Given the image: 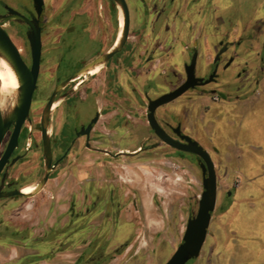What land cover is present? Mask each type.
<instances>
[{
    "label": "rangeland",
    "instance_id": "374dc122",
    "mask_svg": "<svg viewBox=\"0 0 264 264\" xmlns=\"http://www.w3.org/2000/svg\"><path fill=\"white\" fill-rule=\"evenodd\" d=\"M126 3L129 36L125 46L142 54L152 46L131 35L139 34L141 5L136 0ZM247 4V13L253 17L259 4L262 8L257 15H264V0H247ZM118 16L111 0H45L47 28L43 49H59L63 39L65 44L72 40L75 50L86 52V56L103 52L115 40ZM234 25L232 20L226 28L233 30ZM203 39L199 41L200 55L205 62L208 53ZM152 55L149 68L146 67L148 72H141L135 85L132 102L110 101L106 96L98 103L102 116L95 126L97 137L92 143L114 153L131 152L138 147L142 151L134 156L123 153L119 157L94 158L80 149L81 156L71 155L62 168L51 173L41 192L0 203V264H164L176 250L187 219L197 211L202 180L192 156H180L148 137L143 92L156 98L175 88L183 61L164 48ZM145 56L140 57V69ZM238 59L243 64L252 58L243 51ZM231 74L229 68L224 74L223 90L234 91L233 86H225L229 85ZM95 84L98 87V82ZM261 86L259 83L251 87L240 98L243 104L237 106L229 104L235 95L231 91L225 93L223 103L220 95L210 94L206 87L187 93L157 112L161 123H180L185 134L193 137L214 160L216 203L208 231L209 247L215 241L219 243L221 257L236 250L233 256L237 264H264ZM44 89L35 106L46 99L48 92ZM63 105L52 114V137L58 130ZM145 138L148 140L143 143ZM228 191L232 193L229 199L225 197ZM224 202L226 206L222 207ZM230 225L235 227L232 232L227 229ZM224 236L227 244L223 242ZM201 262L199 259L192 264Z\"/></svg>",
    "mask_w": 264,
    "mask_h": 264
},
{
    "label": "flooded vegetation",
    "instance_id": "af4514ba",
    "mask_svg": "<svg viewBox=\"0 0 264 264\" xmlns=\"http://www.w3.org/2000/svg\"><path fill=\"white\" fill-rule=\"evenodd\" d=\"M194 1L195 0H192L193 4ZM158 2L160 3L161 7L155 12L154 18L156 22L159 20L160 22H163V28L160 31L161 35L157 37L152 35L151 39L153 40L151 41L142 39L143 41L150 44L153 48L151 47L145 49L142 51V54H140L134 53L132 50H128L127 46L124 45L123 49L119 53L115 54L105 64H101V69L99 70L100 72L93 74L84 80L77 78L80 75L79 73L87 66L95 62L103 53L107 52L113 43L105 51L95 52V54L91 56H86V52L84 53L75 50V43L72 40L65 44L64 40L61 39V45H59V49L44 50V35L47 28V24L44 21L45 0H43V11L41 14H37L33 0H0V17L9 16V10H11L18 13L27 21L35 20V26L39 29V38L41 43L39 70L35 82V89L31 95L30 107L27 116L20 124L15 135V142L9 149L8 146L12 139L16 125V121L12 120L11 117L14 113V109L18 105L20 96V82H18V95L13 109L4 118L0 112V117L3 122L10 121L0 141V203L6 201H16L24 198L23 196L25 195L21 193V190L25 186L33 184L35 181H37L35 183L39 184L44 174L47 173L44 160V130L50 147V165L53 167V169H51L48 173L47 181L49 180L51 173L62 168L65 161L71 155H74L75 158L81 156L80 149H84L86 152H89L94 158H99V156L109 158L119 157L120 153L129 154L131 156L139 154L142 151V148L139 147L131 152L117 151L114 153L107 149L92 145V143H94V138L97 137V135H94L95 126L102 116V107H99L98 103L104 99L106 100V96L110 99V101H117V99H121V102L124 104H129L132 102L136 90L135 85L139 81L141 72L142 74H144V72H148L146 67L149 68L151 58L153 56L152 54L157 53L161 48H164L165 52L169 53L172 57L183 59L181 62L182 71L179 75V82L175 88L185 81L186 74L184 67L185 65L190 64L193 56L195 60V78L202 79V81H207L209 76L214 73L213 78L209 83L189 89L180 97L175 99L174 102H178V100L182 99L189 92H193L198 89H204L206 87H208L207 90L210 94L220 95L219 99L223 103H226L224 99L226 98L225 93L227 91H231L233 94H235L233 97L234 100H240L242 95L244 96L251 90V87L255 85L257 86L260 82H262L264 76V18H258L257 21L248 29H242V34H238V32L235 34L236 29H234L231 36L226 35L222 40L218 41V43L213 46V49L210 51V53H208L206 58L207 61L205 60L204 62V69L200 70L197 65L201 60L200 51L202 50V45L200 47L201 50L198 47L200 43H198L196 40L188 42L182 40L170 42L167 39L168 37L164 36L165 33H167L165 29L172 21L171 9L175 3V0H158ZM115 8L117 10L118 16V5H115ZM139 16V20H141L142 12H140ZM1 27L11 43L16 48L21 60L24 62L26 67L30 69L31 50L28 38L32 33L30 25L24 20H9ZM118 29L119 23L115 40L118 34ZM254 42L257 43L255 47L253 46ZM170 51H173L176 53V55H172ZM243 51H245V53L252 59L240 64L238 57ZM207 52L209 51L207 50ZM144 54H146V56L142 61L143 67H141V70L139 66L140 57L144 56ZM0 55L3 54L0 53ZM229 68H232L231 81L229 85L225 86H233L234 91L222 89L224 74ZM125 71L126 76L124 73ZM95 82H98V87ZM41 83L42 89L44 87V91L48 92V95L46 99L41 100L38 105L35 106L37 96L41 94ZM123 83L127 87V91H125V93L123 92ZM58 87L59 89L57 90ZM168 92L170 91L166 90L159 94V96ZM53 93L54 97L49 109V114L45 116V106ZM143 96L146 101V108L148 100H154L157 98H150L146 91L143 92ZM56 101H59L58 107L62 104L64 105L61 108L59 120L57 122L59 126L58 130L55 136L52 137L49 126L52 121V114L58 108L57 107L55 110L51 109ZM168 104L163 105L155 110V119L158 125L174 140L179 141L178 137L173 132L174 129L178 128L182 135L187 136L195 141L193 137L185 134L180 123L170 125L167 122L161 123L158 121V110L164 106H167ZM96 116L97 119L91 124L90 131L85 134V129ZM147 127L149 132L148 137L155 138L159 141V139L154 135L153 131L148 126V123ZM147 140L148 138L143 139V143ZM167 147L174 150L179 155L186 154L169 146ZM190 156H192L194 163L199 168L196 158L193 155ZM30 158H32V160H30V163L28 164V159ZM211 160L213 162L214 171L216 174L215 162L212 157ZM41 191L42 189L40 192ZM14 192H20L23 196H12L11 194ZM231 196V192L228 191L225 193V197L227 199H229ZM225 206L226 205L224 202L222 207ZM213 213L214 211L211 214L206 237L198 256L189 260L186 264H192L199 259L202 260L201 264H237L235 257L233 256L235 255L234 253L236 250L234 251L233 249L232 252L229 250L228 254L225 253L223 254V257H221L219 243L215 241L213 242L212 246L209 247L210 244L208 242V231L213 220ZM216 228L220 232H223L221 226L216 225ZM233 228L235 227L232 225L227 227L230 232H232ZM225 241L226 238L224 236L223 242L225 243ZM227 243L228 242L226 241V244ZM221 244L223 245L222 242ZM205 251L206 253L204 257L202 256V253Z\"/></svg>",
    "mask_w": 264,
    "mask_h": 264
},
{
    "label": "water",
    "instance_id": "95a60500",
    "mask_svg": "<svg viewBox=\"0 0 264 264\" xmlns=\"http://www.w3.org/2000/svg\"><path fill=\"white\" fill-rule=\"evenodd\" d=\"M112 1L115 5H119L122 9L123 32L119 47L113 52L104 55L103 58L105 62H107L110 58H112L115 54L119 53L123 49L129 34V10L126 1L125 0H112ZM33 2L35 4L37 14H41V12L43 11V0H33ZM9 13H10L9 16L0 17V53L3 54L7 58V60L11 63L18 76L20 82V96L18 100V105L14 109V113L11 117L12 120L16 121V125L8 149L11 148V146L14 144L15 135L19 129V126L27 116L31 102V95L35 89V82L39 70V58L41 53L39 29L36 28L35 26L36 21L35 20L27 21L18 13L13 12L11 10H9ZM9 20H24L30 25L32 29V33L28 37L30 50H31L30 69H28L24 64V62L21 60V58L17 53L16 48L11 43V41L9 40V38L7 37V35L5 34V32L1 27ZM194 67H195V60L193 56V58L190 61V64L185 65L184 67L186 74L185 81L174 90H171L170 92L163 94L154 100H148L147 108H146L147 110L146 120L148 126L153 131L154 135L159 139V141L177 151L193 155L196 158V161L201 170L202 191L198 199L197 211L192 218L187 220L181 241L178 247L176 248V250L174 251V253L172 254V256L165 262V264H186L189 260L198 256L199 251L204 243L207 229L211 219V214L215 209V203H216V174L209 153L201 146H199L196 141H194L193 139L187 136L182 135L178 128L174 129L173 132L176 134L179 141L174 140L161 129V127L158 125L155 119V110L157 108L174 101L189 89H192L199 85L207 84L212 80L214 73H212L209 76L207 81H202V79L195 78ZM58 89L59 87L57 88V90ZM53 97H54V93L51 95V98L49 99V101L45 106V110H44L45 116L49 114V109L51 107ZM96 119L97 116L87 126V128L85 129V134H87L90 131L91 124L94 123ZM9 122L10 121L3 122L0 117V141L2 139L4 132L7 129ZM43 144H44L45 169L48 172L45 173L43 178L40 180L39 183L40 188L43 187V185L46 183L48 178V173L50 172L51 169H53V167H51L50 165L51 153H50L49 142L46 137L45 130L43 131ZM11 195L23 196L20 192H14ZM32 196L34 195H31L29 197Z\"/></svg>",
    "mask_w": 264,
    "mask_h": 264
},
{
    "label": "crops",
    "instance_id": "0c3cea01",
    "mask_svg": "<svg viewBox=\"0 0 264 264\" xmlns=\"http://www.w3.org/2000/svg\"><path fill=\"white\" fill-rule=\"evenodd\" d=\"M136 1L141 3L140 12H142V18L137 24L139 29L138 36L134 34L131 35L151 41L153 40L151 36H160V31L163 28V22H160V20L156 22L154 18L155 12L161 5L158 0ZM246 4L247 0H239L238 4L234 3L232 0H195L194 4L192 0H175L171 9L172 21L165 29L167 33H165L164 36L168 37L167 39L170 42L178 40L185 42L196 40L198 43L201 37H204V50L205 52L208 50L209 52L207 53H210L213 46L226 35L231 36L234 29H236L235 34L237 32L238 34H242V29H248L258 18H264V15L261 17L257 15L262 5L259 4L257 6V12L256 9L254 10L256 16L253 17L252 14L250 15V13H247L249 5ZM232 20L235 22L233 26L235 28H233V30H228L226 27L230 25ZM198 47L200 49V45H198ZM170 52L172 55H176L173 51ZM197 65L200 70L204 69V62L201 60ZM260 84H262L261 88H264V81L260 82ZM229 104L237 106L243 103H241L240 100H233ZM244 104L247 105V103ZM40 248L43 249L44 247Z\"/></svg>",
    "mask_w": 264,
    "mask_h": 264
},
{
    "label": "bare ground",
    "instance_id": "6f19581e",
    "mask_svg": "<svg viewBox=\"0 0 264 264\" xmlns=\"http://www.w3.org/2000/svg\"><path fill=\"white\" fill-rule=\"evenodd\" d=\"M118 8L121 11V15L118 16L119 21V29L115 42L109 48V50L103 53L95 62L87 66L84 70H82L77 78L86 79L89 76L100 72L101 64H105L104 55H107L119 47L120 41L122 39L123 32V13L121 7L118 5ZM73 81V80H72ZM18 76L11 65V63L5 58L3 55H0V112L3 115V118L6 117L10 111L13 109L17 95H18ZM76 82V81H75ZM59 105V101H56L52 110H55ZM48 172V171H46ZM42 187H39L38 183H33L28 186H25L21 193L26 197L31 195H36Z\"/></svg>",
    "mask_w": 264,
    "mask_h": 264
},
{
    "label": "trees",
    "instance_id": "16d2710c",
    "mask_svg": "<svg viewBox=\"0 0 264 264\" xmlns=\"http://www.w3.org/2000/svg\"><path fill=\"white\" fill-rule=\"evenodd\" d=\"M182 154H180V156H181Z\"/></svg>",
    "mask_w": 264,
    "mask_h": 264
}]
</instances>
